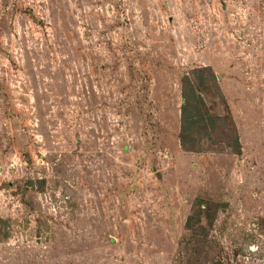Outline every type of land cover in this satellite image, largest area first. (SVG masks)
I'll return each instance as SVG.
<instances>
[{
  "label": "rangeland",
  "instance_id": "rangeland-1",
  "mask_svg": "<svg viewBox=\"0 0 264 264\" xmlns=\"http://www.w3.org/2000/svg\"><path fill=\"white\" fill-rule=\"evenodd\" d=\"M0 264H264V0H0Z\"/></svg>",
  "mask_w": 264,
  "mask_h": 264
},
{
  "label": "trees",
  "instance_id": "trees-1",
  "mask_svg": "<svg viewBox=\"0 0 264 264\" xmlns=\"http://www.w3.org/2000/svg\"><path fill=\"white\" fill-rule=\"evenodd\" d=\"M211 86L220 90L218 78L211 67L194 69L183 75L181 79L180 145L187 152H202L206 150L205 147L209 143L216 142L217 144L220 142L214 140V136L217 135L223 138V144L226 148L233 149L235 154H240L242 150L240 139L229 114L227 116H215L207 108L204 93L208 92ZM227 121L230 125L226 124ZM219 129L222 131L220 135L217 134ZM194 205L193 214L196 212V215L188 219L187 226L191 225L193 219L200 220L201 215L210 221L213 219L211 204L208 201L199 199ZM202 208H205L206 211H203Z\"/></svg>",
  "mask_w": 264,
  "mask_h": 264
}]
</instances>
